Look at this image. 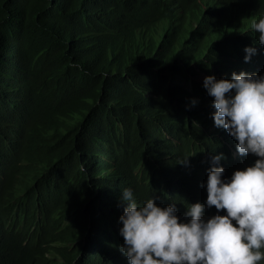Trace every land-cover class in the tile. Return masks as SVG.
<instances>
[{
	"label": "trees",
	"instance_id": "trees-1",
	"mask_svg": "<svg viewBox=\"0 0 264 264\" xmlns=\"http://www.w3.org/2000/svg\"><path fill=\"white\" fill-rule=\"evenodd\" d=\"M261 14L264 0H0V264H128L124 188L184 219L210 167L251 166L190 78L264 74Z\"/></svg>",
	"mask_w": 264,
	"mask_h": 264
},
{
	"label": "clouds",
	"instance_id": "clouds-1",
	"mask_svg": "<svg viewBox=\"0 0 264 264\" xmlns=\"http://www.w3.org/2000/svg\"><path fill=\"white\" fill-rule=\"evenodd\" d=\"M251 28L264 44V14L252 18ZM247 62L255 54L246 47ZM212 98L213 124L223 128L240 155L257 159L251 166L223 178L224 168L210 167L204 188L206 200L187 206L184 219L174 204L158 206L151 196L138 203L130 187L121 192L123 214L119 251L128 264H260L264 261V74L233 72L230 79L203 78ZM196 100L191 104L195 105ZM233 152V157L237 155ZM218 164L222 155L212 156ZM186 162V158L184 159ZM224 215L203 216L206 207Z\"/></svg>",
	"mask_w": 264,
	"mask_h": 264
},
{
	"label": "rangeland",
	"instance_id": "rangeland-1",
	"mask_svg": "<svg viewBox=\"0 0 264 264\" xmlns=\"http://www.w3.org/2000/svg\"><path fill=\"white\" fill-rule=\"evenodd\" d=\"M210 75L215 76V78L218 79V77L216 75H213V73H211ZM205 76H209V75L200 71H196V76H192L190 79L198 84L203 85V78ZM189 87H190V83H187V88L189 89Z\"/></svg>",
	"mask_w": 264,
	"mask_h": 264
}]
</instances>
